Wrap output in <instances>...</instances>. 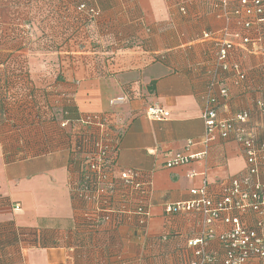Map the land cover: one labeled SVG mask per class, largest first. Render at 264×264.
<instances>
[{
	"label": "crops",
	"instance_id": "1",
	"mask_svg": "<svg viewBox=\"0 0 264 264\" xmlns=\"http://www.w3.org/2000/svg\"><path fill=\"white\" fill-rule=\"evenodd\" d=\"M81 2L96 7L99 15L87 41L70 42L59 53L61 95L49 93L47 62L30 57L35 89L26 80L14 101L6 103L2 87L11 78L3 61L17 46L0 48V264H199V251L220 263L225 250L219 236L231 225L220 219L208 246H192L208 231L203 215L167 214L165 208L195 199L192 190L201 189L204 181L218 197L222 183L247 173L238 142L203 140V96L220 43H233L230 61L242 67L246 78L240 86L227 80L229 98L219 115L229 119L249 112L251 130L264 142V111L257 106L264 101V22L247 32L237 17H226L217 0H62V5L75 15ZM42 5L41 0H0V32L22 25ZM244 35L252 42L242 44ZM69 96L80 115L108 119L118 143L119 169L137 170L149 180L150 217L144 230L136 220L117 227L85 225L83 205L72 199L77 175L65 130L49 114L40 123L37 116L39 107L61 109ZM119 97L126 101L112 106ZM157 104L169 119H148L147 108ZM178 153L206 156L165 167ZM227 216L255 227L253 213L222 215Z\"/></svg>",
	"mask_w": 264,
	"mask_h": 264
},
{
	"label": "built area",
	"instance_id": "2",
	"mask_svg": "<svg viewBox=\"0 0 264 264\" xmlns=\"http://www.w3.org/2000/svg\"><path fill=\"white\" fill-rule=\"evenodd\" d=\"M217 1L220 7L226 11V17H237L247 32L254 28L257 21L264 22V0ZM233 1L236 3L230 10ZM77 11L88 12L93 19L99 15L97 10L88 8L84 2L78 6ZM205 37H210V35L207 34ZM241 40L242 44L252 42L248 35L241 37ZM233 48L234 45L231 42L220 43L217 47L216 69L211 73L207 92L203 96L205 104L202 109V118L206 126L203 140L207 144L217 141L218 138L238 142L246 154L247 173L222 183L221 194L218 197L209 192V185H207V181H204L201 189L192 190V194L196 196L195 199L168 205L165 208L167 214L194 211L203 215L208 231L205 238L190 242L189 244L192 246L200 244L204 248L208 246V242L216 237L212 227L220 219L225 224L231 225L230 231L219 236L225 250L224 260L218 263L214 256L205 255L203 251H199L197 254L203 256L199 264H264V142L260 143L251 130L249 112H241L226 119L221 118L218 111L222 101L229 98V90L224 81H227L225 74L236 86H240L246 78L242 67L230 61V51ZM125 101V98L119 97L113 99L110 104L113 106ZM257 106L259 110L264 111V101H260ZM145 113L148 119L153 121H164L170 118V113L158 104L149 106ZM81 125L95 129L97 134L92 140L91 151L88 153L85 165V170L93 174L95 180L81 187L80 196L85 200L99 204L101 197L119 199L123 194L133 196L134 192L138 193L141 198L137 204L140 206L134 211L142 216V224L148 221L149 207L144 211L141 207L145 205L142 200L147 196L150 197L151 194L149 180L137 170L119 169L118 143L111 137L108 119L100 114H87L82 118ZM67 126V123L61 124L62 128ZM205 154L178 153L165 164V167L173 168V166L188 164L193 160H202L206 156ZM118 182L123 186H119ZM122 210L131 215L127 203L122 205ZM99 211L97 208L93 209L87 216L93 220H100ZM233 211L242 214L253 213L256 217L255 227L246 226L238 216L222 217L223 213ZM104 213L105 219L103 215L102 218L104 221H109L111 210L106 208ZM119 221L120 218L117 216L116 222Z\"/></svg>",
	"mask_w": 264,
	"mask_h": 264
},
{
	"label": "trees",
	"instance_id": "3",
	"mask_svg": "<svg viewBox=\"0 0 264 264\" xmlns=\"http://www.w3.org/2000/svg\"><path fill=\"white\" fill-rule=\"evenodd\" d=\"M41 1H43L44 5L34 9L35 14L33 17L26 22L23 21L24 23L21 22L23 23L22 25L12 24L8 33L0 32V48H5L9 45L13 46L14 44L17 46L16 49L9 51L8 56L3 61V64L7 67L8 76L11 78L10 82L4 84L2 87V90L5 92L4 100L6 103L14 101L15 94L23 90L24 86L20 85H23L24 82L26 85L29 82L32 89L34 88L31 72L29 71L30 57H39L47 62L48 74L45 80L49 77L50 82L48 87L51 88L49 93L51 95H61L57 90V84L63 80V71L59 67V53H62L70 42L82 45V43L87 41L92 25L96 22V19H93L88 12L77 11L80 4L75 7L74 11L76 14L74 15L70 12L67 5H62V0ZM87 6L90 9L93 8L95 11L97 10L96 7L88 4ZM226 78L227 80L229 79L228 77ZM224 81L225 83L227 82L226 80ZM46 91L47 88L44 92ZM31 95L33 96L32 91ZM72 99V96L65 97L64 101H66V104L61 109L55 108L54 110H50L46 106L42 110V107H39L37 116L39 123L44 121L47 116H50L52 122L57 121L59 128L65 130L66 144L71 149L70 164L74 167L75 174L77 175L76 180L71 185L72 199L83 205L85 225L95 229L103 223H112L117 227L123 224V222L136 220L138 226L144 230L147 221L142 224V216L134 211L140 206L137 204L141 198L138 193L134 192L133 196L123 194L119 199L101 197L99 204L85 200L80 196L81 187L95 180V176L85 170V165L88 160V153L91 151L92 140L96 137L97 131L81 125V120L84 116L79 114ZM44 114L49 115L46 116ZM63 123H67L68 126L62 128L61 124ZM118 184L119 186H123L120 182ZM148 198L149 196L142 200L145 203L144 208L141 207L142 211L149 207ZM124 203L128 204V210L131 212V215L122 210ZM96 208L100 210L98 212L99 217H101L100 220H93L87 216L90 211ZM106 208L111 210L109 221H104V211ZM117 216L120 218L119 222H116Z\"/></svg>",
	"mask_w": 264,
	"mask_h": 264
}]
</instances>
